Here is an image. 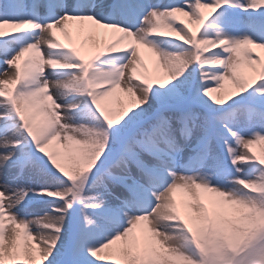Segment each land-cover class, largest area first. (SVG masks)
I'll list each match as a JSON object with an SVG mask.
<instances>
[{
  "label": "snow or ice",
  "instance_id": "obj_1",
  "mask_svg": "<svg viewBox=\"0 0 264 264\" xmlns=\"http://www.w3.org/2000/svg\"><path fill=\"white\" fill-rule=\"evenodd\" d=\"M3 65L0 264H264V0H0Z\"/></svg>",
  "mask_w": 264,
  "mask_h": 264
},
{
  "label": "rangeland",
  "instance_id": "obj_2",
  "mask_svg": "<svg viewBox=\"0 0 264 264\" xmlns=\"http://www.w3.org/2000/svg\"><path fill=\"white\" fill-rule=\"evenodd\" d=\"M7 66L6 65H3V66H0V79H4V78H7L3 75V71L4 69H6ZM9 74H11L14 70L12 69H9ZM40 207L39 206H29V208L26 210L27 212L29 213H35V212H40ZM30 219L33 218V217H29Z\"/></svg>",
  "mask_w": 264,
  "mask_h": 264
}]
</instances>
